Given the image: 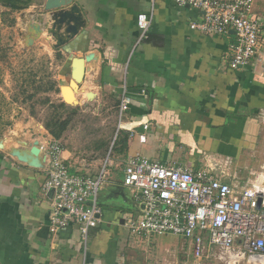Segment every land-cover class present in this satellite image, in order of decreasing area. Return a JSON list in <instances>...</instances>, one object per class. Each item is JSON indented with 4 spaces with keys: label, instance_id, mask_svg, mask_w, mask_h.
<instances>
[{
    "label": "crops",
    "instance_id": "1",
    "mask_svg": "<svg viewBox=\"0 0 264 264\" xmlns=\"http://www.w3.org/2000/svg\"><path fill=\"white\" fill-rule=\"evenodd\" d=\"M48 4L19 0L16 12L24 15L29 42L33 46L44 40L56 48L63 62L58 79L64 86L72 80L75 59L85 61L84 79L73 93L77 101L80 95L83 104L111 97L119 116L126 95L129 110L119 116L124 160L118 177L110 166L99 196L101 222L90 231L85 247L75 225L49 232L53 195L41 186L49 145L60 140L32 118L19 123L17 134L0 136V264H125L117 236L124 233L127 217L139 212L132 191L123 185L129 158L207 170L245 187L226 172L250 156L263 131L264 0H255L252 8L262 26L260 47L250 65L238 70L229 67L235 34L205 36L192 30L191 24L201 19L194 8H180L170 0H60L53 10H47ZM75 5L84 23L72 37L64 24L58 32L64 44L57 47V37L50 33L53 15ZM140 14L151 20L152 42L141 40ZM33 147L40 150L38 157ZM73 156L72 150H64L72 173L95 176L100 171L80 168Z\"/></svg>",
    "mask_w": 264,
    "mask_h": 264
},
{
    "label": "built area",
    "instance_id": "2",
    "mask_svg": "<svg viewBox=\"0 0 264 264\" xmlns=\"http://www.w3.org/2000/svg\"><path fill=\"white\" fill-rule=\"evenodd\" d=\"M178 7L201 12L191 29L205 36L234 33L230 47L231 70L250 65L261 44L262 26L252 13L255 0H170ZM151 20L138 16L141 40L149 36ZM129 110L123 93L119 116ZM59 141L49 145V164L42 192L51 193L49 232L77 226L85 247L90 231L103 215L100 192L108 183L110 165L97 175L72 173L63 159ZM123 185L132 191L139 212L125 220L131 235L150 238L173 235L191 243L193 258L201 262L215 250L236 259L264 258V187H238L207 170L165 165L137 156L124 168ZM261 201V202H260Z\"/></svg>",
    "mask_w": 264,
    "mask_h": 264
},
{
    "label": "rangeland",
    "instance_id": "3",
    "mask_svg": "<svg viewBox=\"0 0 264 264\" xmlns=\"http://www.w3.org/2000/svg\"><path fill=\"white\" fill-rule=\"evenodd\" d=\"M23 19L20 12L0 4L1 137L13 131L17 134L21 131L19 123L31 118L44 127L53 117L68 118L70 125L60 139L63 150H72L80 168L98 171L108 164L112 166V176L118 177L124 160L123 137L113 98L103 97L100 103L91 99V104H83L80 95L78 104L60 107L65 84L58 79L62 58L44 40L32 46ZM262 129L250 156L241 158L226 172L236 176L241 186L264 187V124ZM117 239V251L125 264H249L219 250L198 262L193 258L191 243L173 235L144 238L125 229Z\"/></svg>",
    "mask_w": 264,
    "mask_h": 264
},
{
    "label": "water",
    "instance_id": "4",
    "mask_svg": "<svg viewBox=\"0 0 264 264\" xmlns=\"http://www.w3.org/2000/svg\"><path fill=\"white\" fill-rule=\"evenodd\" d=\"M60 0H49V4L47 6V10H53L54 7H58ZM75 13H79L78 6H73L70 11H61L53 15V18L55 20V23L52 26V30L50 33L57 37L58 43L57 47H60L62 44H64L63 38L59 35L64 24H66V33L68 34L67 37H72L76 35L82 25L84 23L82 21L81 15H76ZM75 70L72 73V80L70 81L69 85L63 86L61 88V94L63 96V100L66 104L70 105H76L78 104L77 100H73L74 93L79 89V84L82 83L84 79V73H85V61L83 59H75ZM32 154L34 156L38 157L40 155V150L37 147L32 148ZM18 158L20 161H25L19 154ZM35 163V164H34ZM32 166L34 168H37L38 163L36 161L33 162ZM261 202V201H260Z\"/></svg>",
    "mask_w": 264,
    "mask_h": 264
},
{
    "label": "trees",
    "instance_id": "5",
    "mask_svg": "<svg viewBox=\"0 0 264 264\" xmlns=\"http://www.w3.org/2000/svg\"><path fill=\"white\" fill-rule=\"evenodd\" d=\"M0 4L15 11L21 8V6L18 5L19 0H0ZM152 41H153V36L150 35L146 40H144L145 43ZM60 107H66V104L63 102ZM69 125H70V119L68 118L61 119V118L53 117L45 124V128L54 139L60 140L63 134L66 132ZM124 142L126 144L127 140H125Z\"/></svg>",
    "mask_w": 264,
    "mask_h": 264
},
{
    "label": "flooded vegetation",
    "instance_id": "6",
    "mask_svg": "<svg viewBox=\"0 0 264 264\" xmlns=\"http://www.w3.org/2000/svg\"><path fill=\"white\" fill-rule=\"evenodd\" d=\"M219 251H220V250H219ZM246 262H248L249 264H250V263L259 264V263H257V262H259V260H257L256 262H253V261H250V260H244V263H246Z\"/></svg>",
    "mask_w": 264,
    "mask_h": 264
},
{
    "label": "bare ground",
    "instance_id": "7",
    "mask_svg": "<svg viewBox=\"0 0 264 264\" xmlns=\"http://www.w3.org/2000/svg\"><path fill=\"white\" fill-rule=\"evenodd\" d=\"M72 95H73V93H72ZM73 100H76L75 97L73 98Z\"/></svg>",
    "mask_w": 264,
    "mask_h": 264
}]
</instances>
